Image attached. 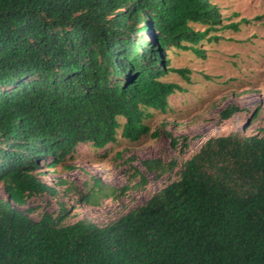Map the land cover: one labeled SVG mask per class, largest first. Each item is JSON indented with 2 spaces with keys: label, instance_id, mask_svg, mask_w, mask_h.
<instances>
[{
  "label": "trees",
  "instance_id": "1",
  "mask_svg": "<svg viewBox=\"0 0 264 264\" xmlns=\"http://www.w3.org/2000/svg\"><path fill=\"white\" fill-rule=\"evenodd\" d=\"M218 24L213 0H0V264H264V133L209 137L178 179L107 226L12 205L55 195L39 174L72 169L80 145L151 135L182 89L165 77L188 79L169 52L204 57Z\"/></svg>",
  "mask_w": 264,
  "mask_h": 264
},
{
  "label": "rangeland",
  "instance_id": "2",
  "mask_svg": "<svg viewBox=\"0 0 264 264\" xmlns=\"http://www.w3.org/2000/svg\"><path fill=\"white\" fill-rule=\"evenodd\" d=\"M213 1L221 24L210 33L216 38L201 44L204 57L187 50L169 52L171 66L188 69V79L175 72L165 77L182 89L171 95L168 112H154L147 121L151 135L131 141L120 131L118 142L105 149L80 145L72 169L46 168L39 174L57 190L55 195L34 196L26 205L12 202L14 207L34 220L66 208V223L88 218L107 226L178 179L183 160L209 137L264 133V0ZM229 105L239 109L224 119L221 112ZM147 159L159 160L166 169L149 171L143 163ZM0 198L8 199L1 183Z\"/></svg>",
  "mask_w": 264,
  "mask_h": 264
},
{
  "label": "water",
  "instance_id": "3",
  "mask_svg": "<svg viewBox=\"0 0 264 264\" xmlns=\"http://www.w3.org/2000/svg\"><path fill=\"white\" fill-rule=\"evenodd\" d=\"M9 198V197H8Z\"/></svg>",
  "mask_w": 264,
  "mask_h": 264
}]
</instances>
